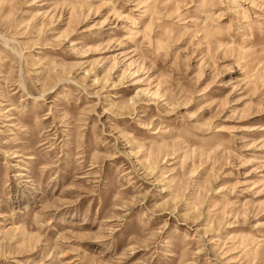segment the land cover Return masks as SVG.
<instances>
[{
	"label": "rangeland",
	"instance_id": "rangeland-1",
	"mask_svg": "<svg viewBox=\"0 0 264 264\" xmlns=\"http://www.w3.org/2000/svg\"><path fill=\"white\" fill-rule=\"evenodd\" d=\"M0 264H264V0H0Z\"/></svg>",
	"mask_w": 264,
	"mask_h": 264
}]
</instances>
